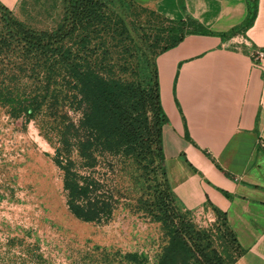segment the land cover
I'll return each instance as SVG.
<instances>
[{
	"label": "trees",
	"instance_id": "16d2710c",
	"mask_svg": "<svg viewBox=\"0 0 264 264\" xmlns=\"http://www.w3.org/2000/svg\"><path fill=\"white\" fill-rule=\"evenodd\" d=\"M28 1L38 3L21 1L26 17ZM58 3L59 13L47 17L49 23L32 24L0 2V108L25 123L43 115L46 126L53 128L68 211L85 223L112 216L119 198L93 177L105 174L96 167L111 158L136 194L134 208L160 225L165 244L155 264H233L240 249L225 215L212 207L217 221L199 227L167 178L163 129L168 120L160 102L156 59L202 27L190 17L170 21L133 0ZM256 9V1H248L245 23L222 37L249 27ZM140 12L168 22L156 29L166 36L156 59L151 45L144 41L142 49L135 40L145 37ZM65 110L80 114L78 121ZM119 256L121 263L147 262L136 253Z\"/></svg>",
	"mask_w": 264,
	"mask_h": 264
},
{
	"label": "crops",
	"instance_id": "0c3cea01",
	"mask_svg": "<svg viewBox=\"0 0 264 264\" xmlns=\"http://www.w3.org/2000/svg\"><path fill=\"white\" fill-rule=\"evenodd\" d=\"M21 1L0 0L12 13ZM133 1L202 27L156 59L174 196L187 210L225 215L240 249L233 264H264V60L255 66L250 57L264 52V0H255L253 23L230 38L222 35L245 23L254 0Z\"/></svg>",
	"mask_w": 264,
	"mask_h": 264
},
{
	"label": "rangeland",
	"instance_id": "374dc122",
	"mask_svg": "<svg viewBox=\"0 0 264 264\" xmlns=\"http://www.w3.org/2000/svg\"><path fill=\"white\" fill-rule=\"evenodd\" d=\"M27 9L29 17L22 14L20 6L13 14L32 24L49 23L60 5L58 0L56 6L54 0H38L36 6L28 1ZM140 21L145 37L135 40L142 49L146 43L151 45L156 59L166 42L165 34L156 29L168 22L141 12ZM65 112L73 122L78 121L80 114ZM44 121L42 115L25 123L0 108V264H126L119 256L126 253H136L147 258L146 264H155L165 244L160 225L134 208L136 194L128 180L116 172L119 165L113 159L96 167L104 175H93L119 198L112 216L85 223L68 211L63 173L55 163L58 138ZM71 159H76L73 152ZM190 217L202 228L217 221L206 208L191 211Z\"/></svg>",
	"mask_w": 264,
	"mask_h": 264
},
{
	"label": "built area",
	"instance_id": "2783aa9c",
	"mask_svg": "<svg viewBox=\"0 0 264 264\" xmlns=\"http://www.w3.org/2000/svg\"><path fill=\"white\" fill-rule=\"evenodd\" d=\"M242 36H239L240 41L235 42L233 46L238 47L243 44V40L241 39ZM250 57L252 59V62L255 66H257L260 62L264 60V52L262 50H254L250 53Z\"/></svg>",
	"mask_w": 264,
	"mask_h": 264
}]
</instances>
